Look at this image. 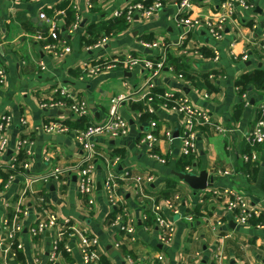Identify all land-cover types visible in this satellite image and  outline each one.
Masks as SVG:
<instances>
[{
    "label": "crops",
    "instance_id": "0c3cea01",
    "mask_svg": "<svg viewBox=\"0 0 264 264\" xmlns=\"http://www.w3.org/2000/svg\"><path fill=\"white\" fill-rule=\"evenodd\" d=\"M145 1L20 0L15 3L0 0V60L7 69L6 82L0 86V118L10 116L12 119L7 131V157L15 159L19 154V140L30 136L34 141L31 173L34 176L50 174L55 170L64 173L60 182L35 184L34 194L28 198L31 205L37 203L38 198H43L56 213L60 224L70 220L75 225L78 233L72 240L71 261L63 258L58 264H84L81 252L83 232L98 240V256L106 258L111 264H130L129 258L134 260V264H153L160 254L165 258L164 264H264V228L237 224L227 210L228 200L223 195L231 191L241 196L251 210L264 215V143L257 148V164L246 165L242 159L249 147L246 137L257 122L258 107L264 103V92H256L251 87L246 93L249 100L247 106L236 86L244 74L264 70L261 49L264 46V0H251L249 9L238 7L232 21L225 26L221 39H213L201 26L188 36L187 55L184 56L181 50L170 51V54L182 59V65L193 80H180L178 73L165 68L156 82L157 88L188 96L194 105L208 111L212 119L226 130L224 134H217L212 128L204 129L198 139V151L189 172L199 174L206 171L213 179V187L202 192L192 190L173 175L174 172H181L179 163L182 158V122L175 112L160 107L156 111L159 122L157 133L161 137L157 151L166 158L165 165L152 159L147 149L138 145L149 123L140 122L131 107L133 103L143 101L142 89L149 73L143 68L133 72L117 68L94 77L84 76L87 65L107 61L118 52L159 59L161 50L145 49L142 46L145 40L171 45L180 41L185 30L177 23L178 9L171 3L150 19L135 16L132 24L110 36L109 43L102 48L85 45L84 38L86 42L92 39L87 34L91 26L101 29L104 23L114 19L115 11ZM224 2L192 0L191 17L216 19ZM68 10L75 12V21L71 26L66 24ZM62 11L65 14L59 16V41L54 42L66 41L71 53L66 55L59 48L61 54L58 56L45 52L35 37L46 30L40 14L53 18ZM77 24L78 29L72 30ZM215 52L220 55L218 61L215 60ZM245 53L249 59L242 61ZM42 63L45 64V71H40ZM206 76L208 80H204ZM208 84L215 86L214 90L209 89ZM58 88H65L77 99L85 100L90 109L89 117L78 119L68 109L64 112L42 109L41 104L54 99ZM205 94L210 97L205 98ZM119 96L129 98L120 109L130 124L128 137L99 138L95 143L97 157H121L114 173L120 190L125 194L123 205L130 218L132 238L127 236V232H121L119 226L110 223L117 217L114 212L118 208L110 205L103 187L107 176L103 159L95 160L96 203L91 206L87 198L78 194L83 154L80 145L72 135H52L44 130L46 123L57 119L73 130L79 126L77 121L80 120L83 127L90 122L102 123L111 100ZM166 131L173 133L171 139L164 137ZM226 171H232V174L224 175ZM133 175H154L155 181L147 184L145 189L155 197L167 188L168 181L176 183V190L183 198L182 213L187 214L188 210L200 207L203 215L198 221L189 222L166 213L167 218L175 222L176 230L172 244H163L161 234L150 220L146 208L140 205L141 199L135 195L129 180ZM24 189L20 177L9 188L0 186V242L5 235L4 226L13 217ZM212 192L216 195H211ZM36 218L35 209L30 208L22 220L24 230L19 240L23 245L20 251L24 262L11 257L9 264H49L55 234L33 238L29 229ZM219 223L221 225L217 228Z\"/></svg>",
    "mask_w": 264,
    "mask_h": 264
},
{
    "label": "built area",
    "instance_id": "2783aa9c",
    "mask_svg": "<svg viewBox=\"0 0 264 264\" xmlns=\"http://www.w3.org/2000/svg\"><path fill=\"white\" fill-rule=\"evenodd\" d=\"M11 2H19L20 0H9ZM110 1V0H109ZM174 4L178 9V15L176 21L179 26L184 28V34L180 41L175 45L167 44L166 42L150 41L142 42V46L148 50H161L162 56L159 59H149L134 56L126 52H118L107 61H101L97 64H89L84 70V76L94 77L104 72L112 71L117 68H121L126 72H133L138 68H143L149 77L146 80V84L142 89V102H145L148 106V112L156 114L157 108L153 107L155 98H173L176 93L166 91L164 95H156L154 97L152 92L157 88V80L163 73L165 68H169L174 71L172 67L168 65V56L172 49L181 50L182 54L187 55V48H185V41L193 30L204 26L210 36L215 39H221L225 26L232 21L235 10L239 8L249 9L251 8V0H225L222 3L219 16L216 19L201 20L193 19L190 11L192 9V0H154L151 5H146L144 2L130 4L125 9L117 10L113 14V18L124 17L128 24L134 22L135 16H140L144 19H150L163 10L166 5ZM62 11L53 18H50L45 13L40 14V20L45 23L46 30L35 37L36 41L42 45V48L47 53H53L60 56L59 48L64 50V54L71 53V48L67 46L66 41H59L60 37V21L59 16L64 15ZM79 24V23H78ZM78 24L72 28V30L78 29ZM110 37H103L95 45V48H102L109 43ZM264 53V46L261 47ZM264 56V54H263ZM220 55L215 52V60L218 61ZM242 61H247L249 55L245 53L242 56ZM45 64L40 65V71H45ZM7 77V69L5 64L0 60V86L4 85ZM213 76H210L212 78ZM180 80H185L183 76L179 75ZM57 96V97H56ZM56 96L54 99L48 102H43L41 108L44 110H59L64 112L69 110L78 119L88 118L90 115V109L85 100L77 99L76 95L69 92L65 88L56 89ZM209 94H205V98H209ZM243 99L249 106V100L247 95L244 94ZM129 100L128 97L119 96L114 98L110 102V107L105 120L102 123L90 122L83 130H73L66 125L62 120H52L44 125V130L48 134L52 135H72L76 143H78L82 149L81 155V168L78 175V194L81 197L87 198L88 204L93 206L96 203V190L97 181L95 179V172L97 165L95 160L102 158L105 163V169L107 170V176L103 182V187L106 191L108 201L111 206L122 208V213L115 217L112 222L113 226H119L124 232H127V236L132 238L133 229L130 225V218L128 216L127 209L124 207L125 194L120 190L118 184V177L114 173V169L121 162L120 156H102L97 157L96 141L99 138L109 139H122L129 135L130 124L129 121L121 114V106L123 103ZM134 101V100H132ZM175 112L182 122V151L181 157L195 156L198 151V139L204 129H211L217 134H224L226 130L219 126L213 119L211 114L198 106L194 105L190 98L186 95H180L174 99L173 106L167 107L166 105L160 106ZM138 118L140 112H136ZM257 122L253 130L247 135L246 141L251 148L249 154L242 156L244 163L258 162L257 148L264 143V103L258 107ZM12 119L10 116H3L0 118V171L11 172L8 181L5 184V188H9L15 183L17 178H21L24 184V192L21 198L16 203L15 213L11 219L7 220L4 226L5 235L0 242V263L9 264V258L16 257V252L23 249L19 237L24 230L23 219L27 216L30 208H34L36 212V221L33 226L30 227L29 233L33 238H39L47 233H54L55 240L51 251L49 253V264H58L63 259L62 250L59 248L60 243L64 242L63 250L72 254L73 244L72 240L75 234L78 233L75 229V225L72 221L67 220L64 224H60L57 215L54 211L44 209L45 200L38 198L37 203L33 205L29 202V197L34 194L33 186L37 183L50 185L52 182L62 181L63 171L55 170L50 174L43 176H34L31 173L32 163V146L34 141L30 136H23L18 144L19 152H25L26 159L17 167L15 159L7 157V151L9 148V141L7 137V131L10 128ZM158 121L153 120L148 124L147 130L144 131L143 136L139 139L138 145L141 148L147 149L148 155L159 162L162 165L167 163L165 157L155 153L157 146L161 140L158 130ZM164 137L171 139L173 133L166 131ZM191 167H186V172L191 171ZM224 175H231L232 171H226ZM132 182L137 198L141 199L140 205L146 208L153 215V222L161 234L163 244L169 246L172 244L175 235V222L170 221L166 213L183 218L189 222H194L191 215L183 214L181 211V203L183 202L182 194L176 192L170 199L157 200L155 196H151L146 192V185L155 181L154 175H133L129 177ZM215 194V193H214ZM216 195V194H215ZM221 195V194H220ZM226 196L227 210L232 214L234 221L239 225H248L252 215L258 214L253 211L245 203L244 199L228 191L223 194ZM37 206V207H36ZM38 208H42L41 211ZM221 224H217L219 228ZM256 228H264V224L257 225ZM66 231L71 232L69 239H65ZM225 238H228L226 236ZM82 239V259L84 264H99L101 258L98 256L96 249L99 247V242L95 238H91L83 232ZM133 240V239H132ZM130 264H134V260L128 259ZM165 258L162 254L158 255L153 261L157 264H164ZM214 264V263H211Z\"/></svg>",
    "mask_w": 264,
    "mask_h": 264
},
{
    "label": "trees",
    "instance_id": "16d2710c",
    "mask_svg": "<svg viewBox=\"0 0 264 264\" xmlns=\"http://www.w3.org/2000/svg\"><path fill=\"white\" fill-rule=\"evenodd\" d=\"M153 1L154 0H146L144 2V4H146L148 6V5H151ZM74 21H75V12H74V10H68L67 11V16H66V24H67V26L72 24ZM127 27H128V23H127V21H126V19L124 17L113 19V20H110L109 22L104 23L103 27L101 29L97 28V26L93 25V26H91L89 28V30L87 32V34H89L90 37H92V39H90V40H88V42H86L87 39L84 38V43H85V45L94 46L103 37H110V36H112V35H114V34H116L118 32L123 31ZM100 33H102V35H100ZM145 42H150V41H146L145 40ZM186 45H187V40L185 41V48H186ZM168 65H169V67L173 68L175 73H178V76L181 75V76L184 77V79L186 78V79L193 80V77L191 75H189L188 70H186V68L182 65V59L181 58H176L174 55L169 54ZM207 78H208L207 76L204 77V80H208ZM236 86L239 89V95L240 96H243L244 94H246L251 87L256 92H264V70L263 69H257V70H255L252 73L244 74L236 82ZM208 87L211 90H214V88H215V86H213L211 84H208ZM165 92L166 91H164L163 89L156 88V89L153 90L152 95L154 97H156V95H164ZM178 97H179V95L175 94V96L173 98H171V99H169V98H162V99L155 98L154 103H153V107L154 108H159L162 105H166L167 107H171V106H173L174 99H176ZM131 108H132L133 111L140 112V116H139V121L140 122H146L147 121L149 123L150 121H153V120H157L158 121V118H157L156 114H151V113L148 112V106H147V104L145 102L133 103ZM81 122H82L81 120L77 121V124L78 123H80V124L75 129L83 130V129L86 128L87 125L85 127H83V126H81ZM65 124H67V123H65ZM246 151L247 152L245 154H249L251 152L250 146L248 147V149ZM155 153L158 154V155H161L157 150L155 151ZM193 159H194V156L181 158V161L179 163V170L181 172L186 173V167H192ZM24 160H25L24 151H21V152H19V154L15 158V162L14 163L16 164L17 167H20V164ZM252 164H255V163H247L246 165H252ZM10 173L11 172L0 171V186L1 187H3L7 183ZM176 192H178L176 190V183H173L172 181H168L167 182V188L164 191H162L160 193V195L156 196V198H157V200L170 199V198H172V196ZM211 195H214V193L212 192ZM204 198H206V197H204ZM44 209L51 210L50 209V205L45 203L44 204ZM38 210L41 211L42 208H38ZM146 212L149 213L150 220L151 219L153 220L154 218H153V215L151 214V212L149 210H147V209H146ZM121 213H122V208H118V209L115 210L114 215L118 216ZM187 215H191L194 220L198 221L203 214H201L200 207H197V208L188 210ZM112 220H113V218L111 219V221ZM112 222H110V223H112ZM249 224L254 225L255 227L257 225L264 224V215L262 213H258L256 215H252V217L250 218ZM120 231L124 232L121 228H120ZM70 236H71V232L66 231L65 239L68 240ZM63 246H64V242L60 243L59 248L62 250L63 258L67 262H70L71 261L70 254L66 253L63 250V248H62ZM128 254L131 255V256L133 255L132 252H130V251H128ZM16 258H17V260L19 262L20 261L24 262L23 254H22L21 251H17L16 252ZM101 264H111V263L106 258H101ZM154 264H157V263H154Z\"/></svg>",
    "mask_w": 264,
    "mask_h": 264
},
{
    "label": "water",
    "instance_id": "95a60500",
    "mask_svg": "<svg viewBox=\"0 0 264 264\" xmlns=\"http://www.w3.org/2000/svg\"><path fill=\"white\" fill-rule=\"evenodd\" d=\"M68 144H70V142H68ZM173 175L196 192H202L208 187H213V179L206 171H202L199 174L193 172H174Z\"/></svg>",
    "mask_w": 264,
    "mask_h": 264
}]
</instances>
